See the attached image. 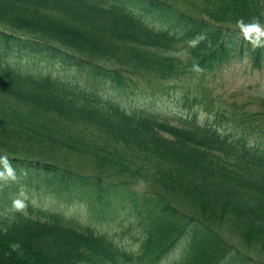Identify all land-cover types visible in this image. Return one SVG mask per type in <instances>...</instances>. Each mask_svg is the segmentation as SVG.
<instances>
[{"label":"trees","instance_id":"obj_1","mask_svg":"<svg viewBox=\"0 0 264 264\" xmlns=\"http://www.w3.org/2000/svg\"><path fill=\"white\" fill-rule=\"evenodd\" d=\"M254 20L264 0H0V264H155L181 245L168 264H264V93L210 77L262 67ZM131 85L173 89L177 116L104 90ZM51 185L132 216L100 231L23 194Z\"/></svg>","mask_w":264,"mask_h":264},{"label":"rangeland","instance_id":"obj_2","mask_svg":"<svg viewBox=\"0 0 264 264\" xmlns=\"http://www.w3.org/2000/svg\"><path fill=\"white\" fill-rule=\"evenodd\" d=\"M159 25V21H154ZM3 49V48H2ZM2 52V50H0ZM32 67H41L35 63ZM55 72L65 74L66 69L63 65L55 63L50 66ZM210 77L216 85V89L221 93H229L231 90H239L244 95L263 94L264 93V62L261 68L253 66V61L246 54L244 57H236L230 63L225 64L221 69L212 70ZM176 82V81H174ZM172 84V83H170ZM105 92L117 98L122 99L126 105L141 104L143 101L153 102V108L170 117L177 116L179 110L175 106L173 97L175 92L170 89L163 96H150L143 92L140 87L131 85L125 90L118 89L115 86L104 88ZM207 112L201 109V115H206ZM55 185H51L48 189L45 186L36 188L29 187V191L23 192L34 203L54 210L63 211L68 217H76L82 223L91 224L97 227L100 231L113 233L120 230L128 223V218L131 217V209L123 206L102 205V215L97 213V205L93 202V197L88 194H73V195H58L54 192ZM131 233L139 235L137 228H131ZM122 242L129 248L136 249L139 244L130 234L122 237ZM182 251V245L165 256L161 261L155 264H168L173 259L179 257Z\"/></svg>","mask_w":264,"mask_h":264},{"label":"clouds","instance_id":"obj_3","mask_svg":"<svg viewBox=\"0 0 264 264\" xmlns=\"http://www.w3.org/2000/svg\"><path fill=\"white\" fill-rule=\"evenodd\" d=\"M246 37H254V46H261V37H264V26L258 21H255L249 25L244 26ZM11 171V170H10Z\"/></svg>","mask_w":264,"mask_h":264}]
</instances>
